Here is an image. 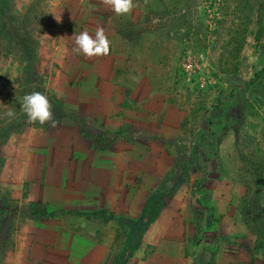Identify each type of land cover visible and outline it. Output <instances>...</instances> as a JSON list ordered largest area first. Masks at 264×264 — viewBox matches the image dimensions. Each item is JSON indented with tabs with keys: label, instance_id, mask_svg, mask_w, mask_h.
Segmentation results:
<instances>
[{
	"label": "rangeland",
	"instance_id": "rangeland-1",
	"mask_svg": "<svg viewBox=\"0 0 264 264\" xmlns=\"http://www.w3.org/2000/svg\"><path fill=\"white\" fill-rule=\"evenodd\" d=\"M55 1L0 0V15L6 17L0 20V143L30 125L47 127L27 122L20 105L25 94L44 93L58 123L72 119L46 85L55 75L45 67L54 55L44 49L52 42L44 34L58 23ZM96 1L102 11L108 7ZM134 3L132 24L110 8L111 31L121 35V43H113L109 56L117 60L118 76L130 78L132 87L148 81L157 94L152 108L170 110L172 127L180 123L174 133L163 134L173 165L140 219L94 214L92 220L110 235L117 232L104 246L107 252L96 253L95 259L102 258L100 264L140 261L135 256L142 249L144 217L146 227L183 190L191 196L179 212L192 226L187 238L191 264H264V0ZM166 115L153 112L150 121L161 128ZM99 142L108 143L103 136ZM39 213L41 206L0 199V264H51L45 245L22 248L18 242L24 226L44 224L47 217ZM134 230L138 246L134 239L131 243ZM69 248L53 264H82L78 246ZM143 250L141 261L152 253L147 246Z\"/></svg>",
	"mask_w": 264,
	"mask_h": 264
},
{
	"label": "crops",
	"instance_id": "crops-1",
	"mask_svg": "<svg viewBox=\"0 0 264 264\" xmlns=\"http://www.w3.org/2000/svg\"><path fill=\"white\" fill-rule=\"evenodd\" d=\"M54 3L59 10L55 17L61 21L44 34L52 39L45 53L54 55L53 60H45V67L55 73L46 85L72 119L55 127L30 125L0 143V199L19 206H41L42 212L52 215L44 224L24 226L18 235L20 247L45 245L47 260L53 264L58 254L64 255L74 244L83 254L79 257L82 264H100L102 258L96 260V253L107 252L104 246L117 232L110 235L92 220L94 214L106 211L116 220L140 219L173 165L163 134L174 133L180 119L172 127L170 110L152 108L157 94L148 88L149 82L132 87L130 78L118 76L116 59L109 55L89 58L73 51L74 34L88 31L94 35L97 28L105 30L110 50L113 43H121V35L111 31L109 6L102 11L96 0ZM134 10L120 16L121 21L132 24ZM153 112L158 116L167 112L161 128L150 121ZM102 136L107 146L99 142ZM190 197L179 190L159 210L145 227L142 249L135 256L140 261L128 264H191L187 238L192 226L179 213ZM58 245L64 246L61 251ZM146 246L152 253L141 261Z\"/></svg>",
	"mask_w": 264,
	"mask_h": 264
},
{
	"label": "clouds",
	"instance_id": "clouds-1",
	"mask_svg": "<svg viewBox=\"0 0 264 264\" xmlns=\"http://www.w3.org/2000/svg\"><path fill=\"white\" fill-rule=\"evenodd\" d=\"M102 3L109 6L111 10L118 16H123L131 13L135 7L134 0H102ZM59 23L61 18L55 17ZM75 47L74 52L83 54L86 57L107 56L110 52V41L105 35L103 28H97L94 35H90L88 31H82L79 34H74ZM21 110L25 113L28 123H39L55 127L57 120L54 118L52 105L48 97L42 92H32L25 94L20 102ZM9 117L14 116L13 111L7 113Z\"/></svg>",
	"mask_w": 264,
	"mask_h": 264
},
{
	"label": "trees",
	"instance_id": "trees-1",
	"mask_svg": "<svg viewBox=\"0 0 264 264\" xmlns=\"http://www.w3.org/2000/svg\"><path fill=\"white\" fill-rule=\"evenodd\" d=\"M4 18H6L5 17V14L4 13H2L1 15H0V20H2V19H4ZM1 23V22H0ZM234 71H236V70H234ZM252 106L250 107V110H252ZM249 110V111H250ZM147 208V207H146ZM146 208H145V210H146ZM37 215H41V216H45V217H47V216H52L51 214H48V213H45V212H43V213H39V214H37ZM144 220L146 221V217H144ZM144 220L142 221V224H141V230H142V232H144L145 230V222H144ZM137 232V230H134L133 232H132V234H131V238H132V242L131 243H133V239L135 240V243H136V246H138V242H139V239H140V237H139V235L136 233ZM133 236V237H132ZM134 244V243H133Z\"/></svg>",
	"mask_w": 264,
	"mask_h": 264
}]
</instances>
